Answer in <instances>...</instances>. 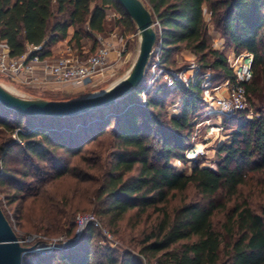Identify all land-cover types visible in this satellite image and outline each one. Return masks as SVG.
<instances>
[{
    "label": "trees",
    "instance_id": "1",
    "mask_svg": "<svg viewBox=\"0 0 264 264\" xmlns=\"http://www.w3.org/2000/svg\"><path fill=\"white\" fill-rule=\"evenodd\" d=\"M142 1L159 26L155 25L156 46L161 47L162 67L167 68L172 53L184 47L200 55L202 70H212L216 82L235 80L228 58L212 48L206 5L236 52L254 55L253 76L244 83L249 109L224 117V126L232 133L218 148L221 159L216 167L195 164L185 172L173 164L187 160L196 121L205 114L200 85L177 83L171 88L164 83L143 101L142 95L151 92L145 90V78L116 104L72 118L26 116L0 103V163L5 164L13 153L25 162L23 179L0 169V183H16L12 186L13 201H20L16 215L25 220L28 207L40 212L31 229L47 235L75 234L73 197L88 201L99 221L113 227L132 211L139 218L156 215L141 239L129 241L131 247L120 260L108 252L109 264H143L133 254L135 249L149 264H264V209L256 210L252 196L264 195V0ZM111 7L121 15L118 24L128 32L136 29L117 0H0V43L7 45L12 57L37 47L31 55L42 58L51 55V47L66 39L71 28L72 41L79 48L85 37L98 43L94 34L106 32ZM209 56L213 62L207 60ZM169 93H180L182 111L164 122L162 108ZM250 110L255 113L252 118ZM71 122L76 125L71 127ZM107 133L116 139V146H110L114 150L104 166L99 146L79 145ZM14 134L24 142L22 146L12 139ZM60 150L77 158V163L65 164ZM93 150L91 169L99 175L84 172L86 154ZM30 166L35 172L29 171ZM29 176L35 178V186H27ZM67 178L78 179V190L71 198L55 193L58 181ZM246 186L251 187L249 196L243 192ZM95 227L91 223L82 232L84 254L72 256V248L58 251L56 258L66 264H91L88 242ZM41 253H28L23 264H36L30 257Z\"/></svg>",
    "mask_w": 264,
    "mask_h": 264
},
{
    "label": "rangeland",
    "instance_id": "2",
    "mask_svg": "<svg viewBox=\"0 0 264 264\" xmlns=\"http://www.w3.org/2000/svg\"><path fill=\"white\" fill-rule=\"evenodd\" d=\"M108 14L111 16L112 21L109 24L110 29L112 27V24L115 23V21L121 17L119 12H117L113 7H111L108 10ZM205 17L208 23L209 28V36L211 39V45L212 48L215 50L220 51L222 54H224L228 60L230 66H232L235 70L237 66L240 65V61L247 53L245 52H236L235 48L232 46L231 42L229 41L228 37L223 33V29L220 27H217L216 24L213 22L212 19V13H211V6L206 5L205 6ZM157 28L159 26L156 25ZM156 28V29H157ZM132 37L126 42V44L121 48V54L119 57V62H112L109 59V63L106 67L101 70L93 79L91 82H89L87 85H77V84H60L57 83L51 78L50 75H47L45 78V81H37L32 84L21 82L22 80L17 79L15 77H10L8 75L0 73V84H2L4 87L9 89L11 92L26 97V98H45L50 100H70V99H78V98H84L96 95L98 93L104 92L108 88H110L115 83L119 82L123 78H125L131 71L133 65L135 64L139 52H140V34L138 32L137 26L135 30L131 31ZM105 35V34H104ZM84 42H87L84 40ZM89 47L87 51L81 50V53L78 51H73L72 54L68 53L62 54L63 56H70L74 57L76 59H79L81 62H85L89 59L91 55L97 52V50L100 47L108 46L111 49V45L103 42V43H96L94 39L89 41ZM158 47V45H157ZM4 49V47H0V49ZM61 55V56H62ZM59 56V57H61ZM157 56V53L156 55ZM58 57V58H59ZM157 59V58H156ZM156 59L152 60L151 66L149 68V72L146 77V89H148V86L152 84L149 88H151L150 95L143 94L142 100L146 101L148 99V96H153V90L156 86L166 83L167 86L168 83L164 79V73H159L158 68H153L154 61L156 62ZM161 59V58H160ZM200 55L195 54L189 49H186L184 47L177 48L174 53H172V59L167 63L166 69H172L176 71H183L186 72L187 76L191 75L192 72V66L195 64H198L201 67V63L199 61ZM210 62H213V58L211 56L208 57ZM209 71V70H207ZM212 72V70H210ZM42 72V71H41ZM213 73V72H212ZM214 75V74H213ZM42 79L43 73L39 75ZM183 84V83H182ZM170 87V86H169ZM153 94V95H152ZM164 106L162 108V114H163V121H169L170 116L179 115L182 111L181 106V96L180 93L175 94H168L164 98ZM223 116V120H224ZM220 120V119H219ZM75 122H71L70 126H75ZM196 126L194 127L193 133H197ZM232 133V129H228L225 127V129L220 132L218 135L210 136L209 139H205L208 136V128L204 123L200 126L199 132H198V138L196 140H193L189 145V147L186 150L189 151L191 148H194L196 144H198L202 150V153L198 156V158L192 162L190 160H174L173 164L177 167L179 171H185L190 172L195 164H199L200 166H206V167H216V164L218 161H220L221 156L219 155L218 148L219 146L225 141L230 139V134ZM193 134V135H194ZM12 139L15 141L17 146H22L24 142H21L18 135L14 134L12 135ZM79 146H99L98 150L100 149L103 152L104 160L101 161L102 165H106V160L110 159V152H112V149L110 146H116V139H114L113 135L110 133L101 135L97 137L94 141L87 142V143H81ZM89 147V148H90ZM94 148V147H93ZM90 148V149H93ZM97 149V148H94ZM90 151V150H89ZM95 151L89 152V154H86V160H84L86 164L89 166H84L85 171L84 172H90L95 175H99V172L91 169V158H93ZM185 153V157L186 154ZM60 154L63 155V162L66 164L70 162L71 164L77 163V158H69L67 154L63 152V150H60ZM34 160V159H33ZM30 162V161H29ZM38 163L39 161H35ZM42 167H44V163H39ZM87 168L89 171H87ZM0 169H6L8 171L14 172L15 177L18 180L23 179V173L25 172V162L22 160V156L17 155L13 153L10 157H8L5 160V164L0 163ZM47 169L51 172H54L55 170L47 167ZM56 169V168H55ZM36 169H33V166H30V172L33 173V171ZM35 172V171H34ZM249 175H252L250 173ZM76 180V181H75ZM77 180L78 179H70L67 178L63 181H58V186L56 187L55 193L58 192V194H65L67 193L70 198L72 196H75V192L78 190L77 186ZM7 182V181H6ZM16 183H9V184H2L0 183V204L1 207L8 219L10 220L11 225L13 226L17 236L19 237V240L23 241L22 245L27 247H35V249H39L42 252L40 256L38 257H30L31 260L36 262V264H66L65 262L59 261L55 254H57L60 250H69L73 249L71 251L72 256H76L79 254H84V247L82 244L83 242V234L77 232V225L75 228V234L73 236H68L66 233L62 234H53V235H47L44 231L34 230L31 229V225L33 224L34 217L38 215L40 212H33L32 209H26L24 211V217L21 219L19 215H16V207L19 205L20 201L14 202L13 201V194H14V188ZM26 184L28 187L35 186L36 181L35 178L32 176H29L26 178ZM93 186H96L98 183H91ZM53 191V190H52ZM243 192L245 195H250L251 187L246 186L243 189ZM254 200L256 201L255 208L257 211L262 212L263 211V200L264 195L260 194L259 192H255L254 195L252 194ZM76 199H73L74 207L76 214L75 216L79 214L84 213H92L96 214L94 211H92V205L81 198V197H73ZM30 202V201H29ZM21 213V212H20ZM156 215H154L152 218H148V213L145 214L143 217L139 218L135 211L130 212L126 218H124L122 221L119 222L118 226H109L103 221L100 222V226L95 227V235L94 237L88 242V246L90 248V259L91 264H109L108 263V252L112 253V256L120 260L122 258L124 252L127 248L131 247L129 241L131 239H141L142 235L141 232L152 222V219ZM99 220V219H98ZM76 221V218H75ZM107 222V221H106ZM76 224V223H75ZM32 233V234H31ZM43 247H46V249H43ZM82 247V248H81ZM76 248V249H75ZM132 249H134L132 247ZM46 250V251H45ZM36 252V251H35ZM133 254L141 258V261L143 264H149L147 258L140 257V253L138 250L135 249L133 251ZM34 256V255H33ZM137 258V259H138ZM82 261V260H81Z\"/></svg>",
    "mask_w": 264,
    "mask_h": 264
},
{
    "label": "built area",
    "instance_id": "3",
    "mask_svg": "<svg viewBox=\"0 0 264 264\" xmlns=\"http://www.w3.org/2000/svg\"><path fill=\"white\" fill-rule=\"evenodd\" d=\"M36 50L38 48L34 47L22 56L12 57L9 49H0V73L29 84L45 81L46 76L50 75L55 82L60 84L87 85L108 65L111 52L110 47L103 46L85 62L70 56H61L50 62L42 58L40 54L31 55ZM156 53L157 56H155ZM155 55L153 58L154 60L157 59L152 67L158 68L159 73L165 74L164 79L171 88L175 87L177 83H183L186 86L200 85L203 91L205 114L196 121L197 133L193 135V140L198 138L199 128L203 123L208 128V136L205 139H209L210 136L218 135L225 129L223 116H230L249 109L244 83L250 81L253 76V54L247 53L242 58L240 65L235 68L236 78L234 81L224 79L219 82L214 80V75L210 70L204 71L198 64L192 66L190 76H187L186 72L183 71L162 67L160 46H156ZM39 71L43 73L42 79L38 75ZM254 115L255 113L250 110L248 117L252 118ZM201 153L200 146L196 144L194 148L187 151L186 159L194 162ZM91 223L100 226L98 218L92 213L77 215V232L82 233ZM20 242L23 243L21 240ZM39 249H34V251L38 252Z\"/></svg>",
    "mask_w": 264,
    "mask_h": 264
},
{
    "label": "water",
    "instance_id": "4",
    "mask_svg": "<svg viewBox=\"0 0 264 264\" xmlns=\"http://www.w3.org/2000/svg\"><path fill=\"white\" fill-rule=\"evenodd\" d=\"M117 1L137 26L141 38L139 56L125 78L104 92L70 100L26 98L0 84V103L26 116L72 118L97 109L108 108L140 87L147 77L155 55L158 39L156 24L151 11L142 0ZM35 247L22 245L0 205V264H23L25 256L34 251Z\"/></svg>",
    "mask_w": 264,
    "mask_h": 264
},
{
    "label": "crops",
    "instance_id": "5",
    "mask_svg": "<svg viewBox=\"0 0 264 264\" xmlns=\"http://www.w3.org/2000/svg\"><path fill=\"white\" fill-rule=\"evenodd\" d=\"M112 18L108 14L107 20H106V32L104 34L95 33V38L99 43L106 42L111 45V52H110V60L114 63L119 60L120 54H121V48L126 44V42L132 37L131 32H128L126 27L122 26L121 24H118L117 21L112 24V27L109 28V24L111 23ZM74 34V28H71L70 35L66 39H62L58 41L56 44H54L51 47V55L45 57L46 61H54L62 54H67L72 52L78 51L81 53V50L87 51L89 47V41H91V38L85 37L82 41L83 46L79 48L74 41H72ZM86 40L87 42H84ZM0 47H4L8 49L7 45L5 43H0ZM33 47L29 48L32 50ZM63 56V55H62ZM119 62V61H118ZM38 75H40L42 72L39 71ZM42 77V76H41Z\"/></svg>",
    "mask_w": 264,
    "mask_h": 264
},
{
    "label": "bare ground",
    "instance_id": "6",
    "mask_svg": "<svg viewBox=\"0 0 264 264\" xmlns=\"http://www.w3.org/2000/svg\"><path fill=\"white\" fill-rule=\"evenodd\" d=\"M46 247H43V249H45Z\"/></svg>",
    "mask_w": 264,
    "mask_h": 264
}]
</instances>
